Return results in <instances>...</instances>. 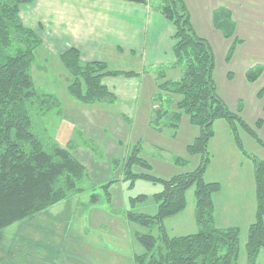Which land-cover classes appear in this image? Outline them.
Returning <instances> with one entry per match:
<instances>
[{
  "label": "rangeland",
  "instance_id": "374dc122",
  "mask_svg": "<svg viewBox=\"0 0 264 264\" xmlns=\"http://www.w3.org/2000/svg\"><path fill=\"white\" fill-rule=\"evenodd\" d=\"M205 1L216 8L218 0ZM192 13L195 14L190 19L197 36L204 37L214 53V80L219 96L229 110L240 114L264 141V41L254 44L239 39L238 31L242 35L244 22L242 14L236 21L229 12L230 23L217 14L221 23L217 27L211 12L202 5ZM38 55L39 65L44 70L35 72L37 90L42 96H51L54 105L46 115L34 117V131L48 149L54 145L71 149L88 173L89 179L83 184L88 191L31 221L7 229L0 241V264H134V256L143 253L134 234L148 233V230L128 223L124 215L127 211L155 215L154 195L162 187L146 180L134 184L129 180L124 182L125 159L137 147L141 157L152 167L149 174L162 180L194 171L201 163V156H190L187 147L199 137L200 129L190 124L188 116L180 119L174 116L175 102L179 100L176 96L171 97L174 104L166 99L163 106L159 104L167 110V116L158 123L154 122L153 101H148L147 95L139 94L134 87L128 88L129 96H120L113 103H79L67 91L70 77L58 57H48L42 51ZM126 63H114L109 69L118 71L129 67ZM259 67L260 78L249 81V72L255 73ZM166 73L173 81L182 76L180 69ZM107 84L110 88L118 87L116 81H107ZM258 122H261L260 127ZM215 130L216 138L209 146L211 162L205 181L220 184L221 191L214 197L216 227L240 229L239 264H247L245 245L256 209L253 159L264 162V146L239 128L243 149L249 157L234 146L225 121H217ZM177 160L181 163L176 164ZM135 172L145 173L140 168ZM114 181L117 182L109 190V201L103 186ZM92 194L98 196L96 206L89 203ZM139 196L145 199L136 201ZM187 202L189 209L187 207L182 217L168 225L169 231L173 225L183 224L186 228L180 233L184 236L198 232L189 220L195 204L194 188L188 191ZM172 232V237L179 235ZM153 234L156 235L157 230ZM258 264H264V250Z\"/></svg>",
  "mask_w": 264,
  "mask_h": 264
},
{
  "label": "trees",
  "instance_id": "16d2710c",
  "mask_svg": "<svg viewBox=\"0 0 264 264\" xmlns=\"http://www.w3.org/2000/svg\"><path fill=\"white\" fill-rule=\"evenodd\" d=\"M123 1L144 5L149 0ZM31 2L0 0V241L10 227L31 221L54 206L88 191L83 186L89 179L88 173L74 158L71 149L57 145L48 149L34 131V117L46 115L54 104L51 96L39 94L34 76L36 71L44 70L39 65L38 54L42 51L51 56L43 50L38 34L26 28L20 19L21 8ZM159 11L176 29L173 38L175 61L170 68H179L182 76L177 81H171L166 79L165 68L155 71L158 85L152 99L156 107L154 122L158 123L167 116V110L161 107L165 99L174 104L171 97H179L173 114L178 119L188 116L190 124L200 129L199 137L187 147V153L190 156L200 155L201 163L194 171L162 180L149 174L152 167L141 157L137 147L128 153L123 165L124 182L129 180L134 184L138 180H146L162 187L154 195L157 203L155 215L131 211L124 215L128 223L148 230V233L134 234L136 242L143 248V253L134 256V264H239L240 229L216 227L214 197L221 191V186L205 181L211 162L209 145L215 136L214 124L219 120L228 124L233 140L243 155L247 154L239 128L260 145L264 146V141L240 114L231 112L219 96L214 80L212 47L206 39L197 36L185 1L166 0ZM58 60L70 77L69 95L85 105L117 100L103 84L105 78L140 76L134 72L110 70L105 62L85 63L75 49L65 52ZM249 73V81H254L260 77L261 69L259 67L255 73ZM253 74L257 77L253 78ZM260 124L258 122V127ZM171 126L176 127L174 124ZM253 161L257 204L255 221L249 227L245 245L247 264H258L264 250V162ZM175 163L181 162L177 160ZM136 168L145 173H136ZM116 182L103 186L109 201V190ZM192 188L195 221L199 230L188 236L170 237L164 221L186 210L187 193ZM144 199V196H139L135 200ZM89 203L96 206L98 196L92 194ZM154 230H157L156 235Z\"/></svg>",
  "mask_w": 264,
  "mask_h": 264
},
{
  "label": "crops",
  "instance_id": "0c3cea01",
  "mask_svg": "<svg viewBox=\"0 0 264 264\" xmlns=\"http://www.w3.org/2000/svg\"><path fill=\"white\" fill-rule=\"evenodd\" d=\"M184 1L190 18L196 13H192V10L202 5L211 12L212 20L216 22L217 27L221 25L218 15L220 18L222 15L224 20L227 19L229 22L227 17L229 12L236 21L240 20L242 14L244 22L241 24L242 35L238 31L239 39L254 44L264 41V0H218L216 8L205 0ZM164 3L166 0H149L148 4L144 5L123 0H32L30 4L21 8L20 19L26 28L38 34L44 50L54 58L75 49L79 51L81 60L85 63L105 62L112 68L114 63L117 65L128 62L126 64H129V67H121L118 71L134 72L140 76L105 78L103 84L110 89L116 99L120 96H129L128 88L134 87L139 94L140 92L146 94L147 100L151 101L157 93L158 81L155 71L165 68L167 72L175 61L173 38L176 29L159 11ZM238 27L240 29L241 26ZM168 78L166 73V79L173 81ZM180 78L181 75L177 79ZM107 81H116L118 87L113 85L110 88ZM227 127L231 135L228 124ZM215 138L216 130L213 139ZM232 141L237 148L233 139ZM187 207L189 209L188 202ZM185 211L164 221L169 236L172 229L179 234L174 237L184 236V233H180L186 228L183 224L173 225L170 231L168 225L182 217ZM189 215L190 223L196 225V229L199 230L195 221V204ZM174 232L172 234H175Z\"/></svg>",
  "mask_w": 264,
  "mask_h": 264
}]
</instances>
